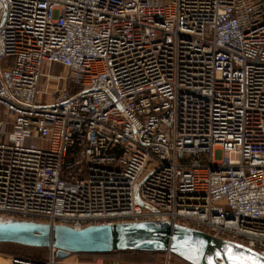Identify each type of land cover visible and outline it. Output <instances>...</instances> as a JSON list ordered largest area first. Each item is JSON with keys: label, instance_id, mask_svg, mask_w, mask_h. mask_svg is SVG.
Listing matches in <instances>:
<instances>
[{"label": "built area", "instance_id": "2783aa9c", "mask_svg": "<svg viewBox=\"0 0 264 264\" xmlns=\"http://www.w3.org/2000/svg\"><path fill=\"white\" fill-rule=\"evenodd\" d=\"M0 218L165 222L264 259V0H0ZM69 259L6 261L130 264Z\"/></svg>", "mask_w": 264, "mask_h": 264}, {"label": "water", "instance_id": "95a60500", "mask_svg": "<svg viewBox=\"0 0 264 264\" xmlns=\"http://www.w3.org/2000/svg\"><path fill=\"white\" fill-rule=\"evenodd\" d=\"M0 244L53 250L56 259L69 254L168 252L191 264H264L258 254L203 232L165 222L92 225L72 229L0 218Z\"/></svg>", "mask_w": 264, "mask_h": 264}, {"label": "rangeland", "instance_id": "374dc122", "mask_svg": "<svg viewBox=\"0 0 264 264\" xmlns=\"http://www.w3.org/2000/svg\"><path fill=\"white\" fill-rule=\"evenodd\" d=\"M49 73L54 76L63 75L64 71L59 66H51V67H42V73ZM44 79L40 80L39 89L43 91ZM53 81H51L50 89L54 88L52 85ZM45 99V98H43ZM39 145V143H38ZM42 146V145H41ZM35 248H29L24 246H17L14 244H0V264H7L8 256H23L33 260H44L46 258V250H39ZM66 258L77 259L80 261H85L87 259H91L94 257H90L84 254H69ZM103 261H118V262H127L130 264H159L162 261L163 254L157 253H147V252H135V251H123V252H111L109 254H103L99 257H96ZM175 261V259H173ZM160 261V262H159ZM159 262V263H158Z\"/></svg>", "mask_w": 264, "mask_h": 264}, {"label": "trees", "instance_id": "16d2710c", "mask_svg": "<svg viewBox=\"0 0 264 264\" xmlns=\"http://www.w3.org/2000/svg\"><path fill=\"white\" fill-rule=\"evenodd\" d=\"M17 246H19V245H17ZM35 249H38V248H35ZM39 250H46V255H47V249H45V248H42V249H39ZM136 252V251H135ZM138 252V251H137ZM140 253V252H139ZM148 253V252H147ZM149 253H152V254H157V253H161V252H149ZM104 254H109V253H104ZM162 254V253H161ZM84 255H88V256H90V257H94V258H96V257H99L100 255H103V254H84ZM21 257H23V256H21ZM27 258V257H26ZM45 260V259H44ZM37 261H42V260H37ZM160 262V261H159ZM158 262V263H159ZM124 263H127V262H124Z\"/></svg>", "mask_w": 264, "mask_h": 264}, {"label": "snow or ice", "instance_id": "6c2138e0", "mask_svg": "<svg viewBox=\"0 0 264 264\" xmlns=\"http://www.w3.org/2000/svg\"><path fill=\"white\" fill-rule=\"evenodd\" d=\"M240 264H246V262H245V261H243V260H241V261H240Z\"/></svg>", "mask_w": 264, "mask_h": 264}]
</instances>
